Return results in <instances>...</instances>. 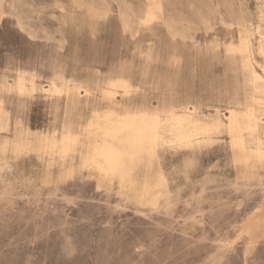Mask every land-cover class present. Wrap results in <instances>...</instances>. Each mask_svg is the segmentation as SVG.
Instances as JSON below:
<instances>
[{"label": "rangeland", "instance_id": "rangeland-1", "mask_svg": "<svg viewBox=\"0 0 264 264\" xmlns=\"http://www.w3.org/2000/svg\"><path fill=\"white\" fill-rule=\"evenodd\" d=\"M245 37L261 70L264 0H0V82H38L0 92V264H264V163L237 161L214 109L251 94ZM56 73L91 99L43 93ZM117 75L133 85L118 99L195 104L219 126L135 153L133 102L97 90Z\"/></svg>", "mask_w": 264, "mask_h": 264}, {"label": "bare ground", "instance_id": "bare-ground-1", "mask_svg": "<svg viewBox=\"0 0 264 264\" xmlns=\"http://www.w3.org/2000/svg\"><path fill=\"white\" fill-rule=\"evenodd\" d=\"M154 19L156 17L153 11H149L143 23L150 24ZM245 39L251 53V61L248 67L251 94L245 98L244 102L237 101L227 106L225 110H221L219 107H214V109L225 116L232 146L238 154L237 161L243 163V161L258 160L264 163L263 141L259 140L258 143L256 141L258 146L253 153H248V149L250 150L249 142L256 140L257 126L255 123L258 125V122L264 121V117L257 115L259 112L264 113V63L260 65L261 70H259V62L256 61L252 52L251 40L248 37ZM261 55L264 60V48L261 49ZM36 76L34 72L18 70L12 81L6 78L1 80L0 92L14 91L21 96L33 95L38 89ZM132 87L129 78L117 75L109 78L106 86H100L97 90L103 97L100 98L102 101L133 102L125 114V127L127 129L125 139L135 153H140L146 149L157 152L158 146L163 141L174 144L190 143L193 137L208 135L212 133L215 127L219 126V124L206 123L198 119L197 116L204 111H201L195 104L176 105L171 102L165 103L161 107H153L149 106V103L146 104L145 101L137 105L134 103L135 99L117 98V93L120 90L128 94L132 91ZM94 90L81 82L67 79L62 73H56L55 77L51 78L47 84L42 83L41 88L43 93L58 94L64 91L66 96L64 103L72 107L80 105L85 98L91 99L90 96L94 94ZM3 107V100L0 98V108ZM243 120L247 123H244ZM246 133H248L250 140H248ZM166 134L172 135L173 138L167 139ZM110 158H114V156L111 154Z\"/></svg>", "mask_w": 264, "mask_h": 264}]
</instances>
